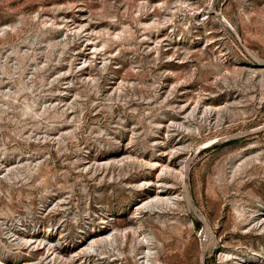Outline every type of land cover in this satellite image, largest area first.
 I'll use <instances>...</instances> for the list:
<instances>
[{
    "label": "rangeland",
    "instance_id": "374dc122",
    "mask_svg": "<svg viewBox=\"0 0 264 264\" xmlns=\"http://www.w3.org/2000/svg\"><path fill=\"white\" fill-rule=\"evenodd\" d=\"M0 264H264V0H0Z\"/></svg>",
    "mask_w": 264,
    "mask_h": 264
},
{
    "label": "bare ground",
    "instance_id": "6f19581e",
    "mask_svg": "<svg viewBox=\"0 0 264 264\" xmlns=\"http://www.w3.org/2000/svg\"><path fill=\"white\" fill-rule=\"evenodd\" d=\"M185 173H186V172H185ZM185 173H183L182 171H180V175H181V174H185ZM113 232H114V231H113ZM115 234H116V233H115ZM111 235H112V234H110V236H111ZM90 247H92V246H90Z\"/></svg>",
    "mask_w": 264,
    "mask_h": 264
}]
</instances>
